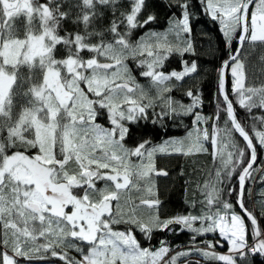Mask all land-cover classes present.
<instances>
[{"label": "snow or ice", "instance_id": "6c2138e0", "mask_svg": "<svg viewBox=\"0 0 264 264\" xmlns=\"http://www.w3.org/2000/svg\"><path fill=\"white\" fill-rule=\"evenodd\" d=\"M199 2L219 21L228 49V59L216 70V112L211 116L200 112L196 59L182 60L180 71L162 70L173 54L196 55L192 0H171L168 6L181 15H174L165 31H147L136 39L133 32L156 19L151 12L141 19L147 0H127L128 8L124 0H0V264L44 259L39 253H50L65 264H177L191 255L237 264V256H264V230L245 206L251 194L246 184L253 173L258 171L264 182V166L255 167L257 149L264 150V115H252L254 109L264 111V83H248L246 72L258 45V59L264 63V0ZM250 7L255 11L250 13ZM107 15L111 19L105 26ZM58 49L64 53L60 58ZM129 60H138L146 69L140 75L149 79L154 97L136 82ZM186 78L195 86L184 92L191 102L182 104L170 93ZM137 94L138 99L133 98ZM157 106L160 112H155ZM237 108L248 114L244 123ZM150 109L157 117L153 123L192 116L193 128L183 138L126 147V123L150 118ZM99 110H106L108 127L97 122L104 115ZM209 122L211 134L205 127ZM205 141L215 149L218 164L210 174L213 179L204 184L199 215L161 219L158 198L135 203L126 196L135 190L155 197L152 175H167L156 170L155 154L206 152ZM99 181L104 182L102 188H97ZM74 190H82V195ZM227 197H235V205ZM260 204L264 218V200ZM124 205H129L127 210ZM143 207L152 210L147 220L137 216ZM118 224L129 227L114 230ZM173 225L193 235L191 247L171 256L166 242L156 250L141 247L131 230L135 226L150 240L154 231H174ZM217 231L231 245L228 254L215 251L219 241L196 243L198 236ZM249 232L256 238L251 244ZM79 242L88 248L80 260L56 250L67 245L83 252Z\"/></svg>", "mask_w": 264, "mask_h": 264}, {"label": "trees", "instance_id": "16d2710c", "mask_svg": "<svg viewBox=\"0 0 264 264\" xmlns=\"http://www.w3.org/2000/svg\"><path fill=\"white\" fill-rule=\"evenodd\" d=\"M124 3L125 8L130 7V5L127 4V0H124ZM147 3V12L144 13V16H142L141 19L146 18L148 12L154 13L156 19L144 28L135 30L133 32V39L142 36L147 31L162 32L169 27V23L174 15L175 17H179L181 15L177 8H170L168 6L171 3V0H147ZM192 4L193 8L191 11L193 12V16L191 19V26L193 28V32L191 34V39L193 46L196 49V55L193 56L192 54H186L184 57H180L173 54L164 62L162 70L166 73L171 70L180 71L182 70V60L196 59L200 71V77L197 78L198 86L203 98V105L200 108V112L204 116H211L216 112V104L214 101V94L216 91V70L220 68L223 61L228 59V49L224 43V37L219 21H214L210 13L204 11L205 5L200 3L199 0H192ZM251 12H253V8ZM110 19L111 16L107 15L104 20L105 26H107ZM65 27L72 30L69 25H65ZM232 47L234 50L236 44L233 43ZM245 47H247V45ZM259 50L260 46L258 45L257 53L251 56L246 62L248 83L257 86L264 83V63H261L258 59ZM63 55V50L58 49L57 58H60ZM127 63L139 84L145 88L147 95L149 97H154L155 90L149 87V79L140 75V72L146 69L138 66V60H129ZM173 83H175V81H173ZM230 84L231 78L229 76V86ZM194 86L195 82L186 78L185 81L182 82V87L173 89L170 95L174 100L179 101L182 104H188L191 100L184 95V92ZM81 87L83 88L85 85L81 84ZM99 111H103L104 115L98 116L97 122L105 127H108L110 121L107 119L106 110ZM160 111L161 108L157 106L155 112ZM149 113L150 118H145L135 123L132 121H128L126 123V126L130 129V134L125 140L126 147H135L137 144L142 143L145 140L150 141L151 145H158L169 138H183L186 137L187 133L193 128L192 116L180 115L171 118H162L158 122L153 123V121L157 120V117L151 109L149 110ZM237 114L241 122L244 123L248 114L240 108H237ZM252 115H264V111L254 109ZM224 119V114L221 113L219 127H223ZM205 127L208 128L211 134V122H209L208 125H205ZM235 138L238 143L241 145L243 144V141L238 134H235ZM208 143V149L206 152H197L192 155H184L182 153L175 152L160 154L158 157V166L163 168L164 170L162 171L166 172L167 175L155 176L156 180L153 183V192L156 194L155 197H149L144 191H135L130 194L131 201L135 199L137 202L140 194L141 197L145 199L158 198L161 201V205L158 209L161 219L174 217L178 214L186 215L198 213L200 210V187H202L206 181L213 179L210 174L218 164L212 155V145L210 142ZM263 151L264 150L259 148L257 149L258 158L255 167L264 166ZM232 183L235 185V178H233ZM100 184L101 182H97V185ZM246 188L251 190V194L246 195L245 206L249 211H252L254 215L257 216L260 227L264 230V218H261L260 216V201L264 200V197L261 196V193L264 192V182H261L260 173L258 171L253 173L252 180L250 183L246 184ZM74 192L77 195H82V190H74ZM227 199L235 205V197H227ZM128 206L129 205H126V210ZM234 208L236 212L241 213L239 207L234 206ZM151 214L152 212L150 210L149 212L144 213L143 217H140L139 212L137 211V216L144 220H147ZM128 227L129 225L125 224L114 225V228L118 230L126 229ZM170 227L173 228L174 231H154L150 240L146 239L145 234L141 233L135 226H131V230L134 232L142 247L151 248L152 250L159 248L161 246V241L166 242V245L169 246L172 251L178 247L192 244V233L187 230L181 232V226L173 225ZM254 238L255 237L249 232L247 237L248 241L251 243L254 241ZM206 239H212L214 241H216V239L220 240L217 233H210L198 236L196 238V243L202 244V242ZM73 242L75 243V241ZM78 247L84 249V251L77 252L74 248H57L56 250L58 252L66 251L69 257L74 258L75 260H80L81 255L87 253V245L83 242H79ZM38 255H43L44 259L34 258L29 260L28 258H25L20 260L19 264H65L63 260H60L58 257H52L50 253H39ZM198 262L199 264H225L223 261H209L204 259L199 260ZM237 264H264V256L256 255L246 259L239 258L237 260Z\"/></svg>", "mask_w": 264, "mask_h": 264}, {"label": "rangeland", "instance_id": "374dc122", "mask_svg": "<svg viewBox=\"0 0 264 264\" xmlns=\"http://www.w3.org/2000/svg\"><path fill=\"white\" fill-rule=\"evenodd\" d=\"M253 11H255V8H253ZM165 31V30H164ZM169 39L171 40L172 39V37L170 36L169 37ZM101 62H105V61H101ZM128 64V63H127ZM128 67H129V65H128ZM132 75L135 77V75L132 73ZM135 79H136V77H135ZM136 82L139 84V82H138V80L136 79ZM145 89V88H144ZM133 98H135V99H138V97H137V95L136 96H134ZM107 114V113H106ZM102 125V124H101ZM192 130V129H191ZM190 130V131H191ZM209 133H210V131H209ZM187 136V135H186ZM209 143H208V141H205L204 142V147L206 148V149H208V145ZM212 148H213V146H212ZM213 151L215 150L214 148L212 149ZM264 152V151H263ZM170 153V152H169ZM160 154H165V153H157V154H155L154 155V157H153V159H154V163H155V168H156V170L157 171H162V170H164L163 168H160L159 166H158V163H159V160H158V157H159V155ZM132 159V161L133 162H138L137 161V158L136 157H132L131 158ZM261 167V166H260ZM257 168H259V167H257ZM156 175L155 174H153L152 175V183H154L155 182V180H156V177H155ZM133 179H135V178H133ZM209 181H211V180H209ZM99 182H101V184L100 185H97V188H102L103 186H104V182L103 181H99ZM142 183V182H141ZM205 184V183H204ZM203 187H204V185H202V187H200V189H201V197L199 198V202H200V204H199V207H200V210L198 211V213H192L191 215H199L200 213H201V211L204 209V205L201 203L202 201H204V199H205V196H204V191H203ZM135 192V190H132L131 192H128V193H126V196L127 197H130V194H132V193H134ZM74 194H76L75 192H74ZM139 195V194H138ZM203 195V196H202ZM138 198L139 199H137V202L135 201V199L133 200L135 203H139V200L142 198L141 197V194L138 196ZM131 199V198H130ZM122 203H123V198H122ZM113 204H115V202H113ZM161 205V204H160ZM124 207H125V210H126V205H124ZM147 207H143V208H141V209H138L137 211L139 212V216L140 217H143V214L144 213H146V212H149L150 210L149 209H147ZM69 211L71 210L70 208L68 209ZM235 212H236V210H235V208L233 209ZM151 212H152V210H151ZM236 213H238V212H236ZM241 214V213H240ZM186 215H188V214H186ZM242 215V214H241ZM245 222L247 223V221L245 220ZM199 225L198 224H194L193 225V227H198ZM182 227V226H181ZM114 230H117V231H124L125 229H122V230H118V229H115L114 228ZM133 232V231H132ZM218 235H219V232L217 231L216 232ZM133 234H134V232H133ZM208 234H210V233H208ZM211 234H213V233H211ZM135 235V234H134ZM219 238H220V240H222V241H224L228 246L225 248V249H219L217 246L215 247V251L217 252V253H219V254H228L229 253V249H230V247H231V245H230V243L227 241V239L225 238V237H221V236H219ZM136 239H137V237H136ZM248 240V239H247ZM205 241H211L213 244H216L215 243V241L214 240H212V239H209V240H205ZM254 241H255V238H254ZM253 241V242H254ZM41 243L43 242V240L41 239V241H40ZM253 242H251V243H253ZM248 243L249 244H251L249 241H248ZM141 245V244H140ZM192 246V244H190V245H187V246H181V247H178V248H176L175 250H173L172 252H170L169 253V256H171V255H175V253H176V251H182V250H186L187 248H189V247H191ZM201 246H203V244H201ZM142 247V246H141ZM169 247V246H168ZM63 248H69V247H67V245H65ZM158 249V248H157ZM156 250V249H155ZM87 251H88V248H87ZM9 254H11V252H9ZM84 254H82L81 255V257H80V259L82 258V256H83ZM18 259V264H19V261L20 260H22V259H25V258H17ZM166 259H167V257H166ZM237 260L239 259V257L237 256V258H236ZM191 260H197V261H199V260H203V258L201 257V256H199V255H191V256H189V257H187L186 259L185 258H181L179 261H177V264H188V261H191Z\"/></svg>", "mask_w": 264, "mask_h": 264}, {"label": "water", "instance_id": "95a60500", "mask_svg": "<svg viewBox=\"0 0 264 264\" xmlns=\"http://www.w3.org/2000/svg\"><path fill=\"white\" fill-rule=\"evenodd\" d=\"M251 10H252V7H250V9H249V12H251ZM239 210H240V208H239ZM240 212H241V210H240ZM242 215H243V213H242ZM245 219L247 220V218L245 217ZM256 239V238H255ZM219 241V244H218V248L219 249H225L226 247H227V244L224 242V241H222V240H218ZM217 243V242H216Z\"/></svg>", "mask_w": 264, "mask_h": 264}, {"label": "flooded vegetation", "instance_id": "af4514ba", "mask_svg": "<svg viewBox=\"0 0 264 264\" xmlns=\"http://www.w3.org/2000/svg\"><path fill=\"white\" fill-rule=\"evenodd\" d=\"M218 240L216 239V241L215 242H217ZM228 246V245H227Z\"/></svg>", "mask_w": 264, "mask_h": 264}]
</instances>
